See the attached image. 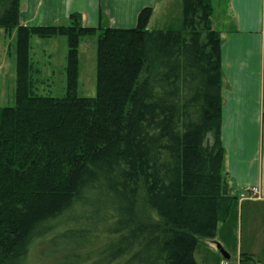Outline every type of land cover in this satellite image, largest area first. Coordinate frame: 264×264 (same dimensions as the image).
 Segmentation results:
<instances>
[{
  "label": "trees",
  "instance_id": "obj_1",
  "mask_svg": "<svg viewBox=\"0 0 264 264\" xmlns=\"http://www.w3.org/2000/svg\"><path fill=\"white\" fill-rule=\"evenodd\" d=\"M211 0L151 30L21 25V0H0L16 33L15 106L0 107V264H197L233 203L222 174L221 34ZM99 34L97 96L78 95L80 41ZM67 40L63 98L40 96L31 40ZM156 215L138 216L139 203ZM44 243V244H43ZM251 259V258H250ZM253 260V259H252Z\"/></svg>",
  "mask_w": 264,
  "mask_h": 264
},
{
  "label": "crops",
  "instance_id": "obj_2",
  "mask_svg": "<svg viewBox=\"0 0 264 264\" xmlns=\"http://www.w3.org/2000/svg\"><path fill=\"white\" fill-rule=\"evenodd\" d=\"M170 5L171 0H21V25H61L81 14L88 27L133 29L139 13L150 7L149 28L164 29L174 21ZM211 5L212 27L221 34L222 174L238 199L215 239L200 244L217 255L218 245L225 250L237 231V264H264V0H211ZM249 188H258L259 197L240 200ZM197 252L198 247L195 257Z\"/></svg>",
  "mask_w": 264,
  "mask_h": 264
},
{
  "label": "rangeland",
  "instance_id": "obj_3",
  "mask_svg": "<svg viewBox=\"0 0 264 264\" xmlns=\"http://www.w3.org/2000/svg\"><path fill=\"white\" fill-rule=\"evenodd\" d=\"M167 7V6H164ZM174 16L175 23L182 18V0H171L169 8ZM63 23L61 25H68ZM84 24V21H83ZM99 34L92 37L82 38L80 41V75L78 79V95L81 98H95L97 96V44ZM31 59L40 70L36 76V93L40 96L63 98L66 93L67 76V40L63 37L54 39H39L34 37L31 40ZM17 55H16V33L12 35L0 29V107L15 106V92L17 86ZM138 216L143 221H153L156 215L139 203ZM233 239V237H232ZM240 238L237 231L225 252L230 260L220 253L214 255L209 253L210 247L199 244L196 260L198 264H237V247ZM41 243V242H40ZM37 243L30 255V262L33 264H44L46 245ZM44 244V243H43ZM216 251V250H215ZM217 252V251H216ZM218 253V252H217ZM239 264V263H238ZM243 264H256L245 262Z\"/></svg>",
  "mask_w": 264,
  "mask_h": 264
},
{
  "label": "built area",
  "instance_id": "obj_4",
  "mask_svg": "<svg viewBox=\"0 0 264 264\" xmlns=\"http://www.w3.org/2000/svg\"><path fill=\"white\" fill-rule=\"evenodd\" d=\"M259 197V189L258 188H249L245 190L240 198L241 200H254Z\"/></svg>",
  "mask_w": 264,
  "mask_h": 264
},
{
  "label": "water",
  "instance_id": "obj_5",
  "mask_svg": "<svg viewBox=\"0 0 264 264\" xmlns=\"http://www.w3.org/2000/svg\"><path fill=\"white\" fill-rule=\"evenodd\" d=\"M218 249L220 253L223 255V257L229 259V255H227V253L223 249H221V246L218 245Z\"/></svg>",
  "mask_w": 264,
  "mask_h": 264
}]
</instances>
